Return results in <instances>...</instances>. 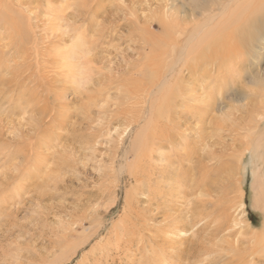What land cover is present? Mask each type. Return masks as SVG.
I'll list each match as a JSON object with an SVG mask.
<instances>
[{
    "label": "rangeland",
    "instance_id": "374dc122",
    "mask_svg": "<svg viewBox=\"0 0 264 264\" xmlns=\"http://www.w3.org/2000/svg\"><path fill=\"white\" fill-rule=\"evenodd\" d=\"M10 1L17 4V1L28 0ZM74 1L77 0H68V4ZM216 1L207 0V4L198 8L192 0H103L105 9H96L98 19L105 20L106 26L109 22L115 27L113 31L110 29L111 34L109 31L106 33L109 26H104V43L93 50V84L82 96L77 95L65 82L61 67L57 68V73L55 66L46 62L44 43L48 42L42 36L45 34L43 20L50 17L47 16L50 4L46 0L44 4L43 0L33 1L31 9L37 13V17L29 21L34 36L31 35L33 42L29 40L32 43L25 45L26 59L15 55L12 60L16 62L6 59L8 63L0 65V90L3 89L0 91V264H169V259L160 263L157 257H163L162 253L167 258L172 255L173 264L176 261V264H264V252L253 236L255 231L261 230L264 222V196L263 203L255 207L258 190L255 182L258 176L264 185V159L259 158L264 149V39L257 36L256 46L251 47L254 36L251 31L240 32L237 45H232L227 52L219 40L223 35H219L214 45L206 46V53L198 58V63L201 62L198 69L194 65L190 70L184 69L182 74L188 85L186 95L202 93L198 84L201 85L202 79L207 78L203 87L208 92H214L218 102L215 110L208 108L209 112L201 123L195 118H187L188 122L181 120L178 131L188 126L195 129L190 133V130L185 131V136L189 137H177L178 132L172 134V139H185L190 146H195L197 153L199 148L204 147L205 156L218 154L213 160H205L209 180L206 189H210L208 197L214 196L217 200V208L213 210V206L209 205L198 207V213L205 211L203 215L207 214V217L201 215L203 220L196 226H192L193 220L181 222L174 244L161 242L157 234V243H150L145 238L143 243H137L124 235L130 218L142 219L148 206V201H144L150 196L148 192H159V182L147 189L148 176L140 165L160 164L156 152L152 153L150 160L139 154L140 145L136 140L138 129L148 122L153 116L151 114L154 113V117L156 113L159 114L149 104L151 95L146 97L142 89L152 82L156 70L161 66L163 60L158 53L163 51L168 56L172 45H179L195 30L196 25L217 14L218 7L226 0ZM21 8L28 16L30 11L23 6ZM197 8L200 9L198 14ZM248 12H251L250 7ZM247 13L243 14L245 18L249 16ZM19 21L25 28L26 19ZM77 23L81 25V19ZM94 24V21L87 19L81 28L90 30ZM139 35L145 37L144 42L146 37L150 38L145 48L139 47ZM70 43L55 42L54 49L49 48L48 43V51L51 54L52 51L60 52ZM36 47L37 51L41 49L45 53L40 51L41 56L35 57ZM11 48L12 53L14 49ZM151 52L154 53L150 56ZM224 52L227 53L225 56L222 55ZM8 53L11 54L6 51ZM140 53H143L142 59L138 61ZM106 54L108 58H105ZM145 54L152 57L148 62L150 66L146 65L139 74H132L128 70L130 64L137 61L139 64L135 69H140L143 62L147 63ZM173 58L169 56L170 60ZM214 59L216 64L220 63L222 72L209 69ZM223 63L228 66L229 63L236 64L237 69L229 75L231 77H227L228 66L224 65V68ZM221 81L226 82L224 89L229 86L227 92L211 90L213 84ZM50 84L52 90L49 89ZM60 92L62 97L57 94ZM207 101L208 97H204L195 104H205ZM130 120L135 122L127 126ZM162 122L165 123L163 117ZM175 147L178 149L177 155L186 153L183 143ZM167 152L163 163L169 161L168 157L178 158L176 154L167 157ZM227 161L230 167L225 173L222 166ZM134 164L142 171H137L132 177ZM171 169L168 172L171 178L167 183L183 180L186 167L177 175ZM151 177L156 179L158 175ZM143 192L145 194L142 195ZM132 198H136V203H133L136 214H131L129 209ZM173 199L179 204V209L192 204L184 193L175 195ZM239 202L243 204L244 214ZM147 211L156 213V219L153 222L145 221V227H151L152 231L147 230L148 235L144 236L155 237L154 225L160 223L163 217L156 210ZM243 219L246 223L240 221ZM137 222L143 223V220ZM245 224L249 226L252 237L246 235ZM122 233L123 237L120 236ZM118 238L123 239L125 248L115 250L112 243Z\"/></svg>",
    "mask_w": 264,
    "mask_h": 264
},
{
    "label": "bare ground",
    "instance_id": "6f19581e",
    "mask_svg": "<svg viewBox=\"0 0 264 264\" xmlns=\"http://www.w3.org/2000/svg\"><path fill=\"white\" fill-rule=\"evenodd\" d=\"M33 1L34 0H28L27 2L17 1L16 2L17 4H12L10 0H0V49H2V50L4 49L6 51H9L10 53H11L10 47H12L14 49V52L11 53L12 55L9 53L6 54V51H4V50H3L4 51V53H3V51L0 50L1 51L0 52V65L6 64L7 61L10 62L15 57V55H16V57H19L23 60L26 59V56L24 53V52H26L25 45H27L28 42H31L29 40L33 39V38H31V35L34 36V34H32L33 32L30 30V26L32 24H30L31 22H29V21H30V19L37 17V13L33 12L31 9L32 8L31 4L33 3ZM46 1H47V3L50 4V5H48L49 8L47 11V14H48L47 16H50V17H47V19L43 20V31L45 32V34L42 36H43V39L45 41L47 40L50 47L48 46V43H46L44 41L45 42L44 44L46 45V47H44V51L47 52L45 54L46 55V57H45L46 62L48 64L49 63L53 64V66H55L56 72H57L58 67H61L60 70H62L59 52H54L51 50L53 53H57V54H53V53L51 54V52L48 51L49 48L54 49L53 45L55 42H58V41L71 42L72 37H74V36L86 37V34H87L88 37H86V38L89 40L90 44L92 45V50H95L97 47L101 46V44L104 43L105 39L103 38L104 37L103 34H105V31H106L105 27L109 26L106 33H108V31L110 32V29H112L113 26L115 27V24H113V23L109 24L108 21H106V22H108V25L106 26L104 24L105 23L104 19H103L104 21H102L101 19L100 20L98 19L99 15L97 14L96 9L98 8V9H100L99 11H101V9L104 8V5L102 4L103 0H77V1L71 2L69 4H68V0H46ZM192 1L194 2V3L192 2L193 4H195V3L197 4L196 7H198V6L201 7V6H204L205 4H207L206 3L207 0H192ZM40 2H38V3H40ZM218 2H220V1H218ZM43 4H44V0H43ZM233 5H234V7H233ZM22 6L24 8H26L27 11H30V13H29L23 9L25 12L29 13L28 16H26L25 13L21 10ZM249 7H250L251 12H252V13L250 12L251 14L249 12H248L249 14L247 13ZM19 8H21V9H19ZM246 8H247V10L245 11ZM37 9L39 10L40 8H37ZM191 9L192 8H190V11H191ZM199 10L200 9L197 10V14H198ZM200 12L202 14V11H200ZM185 13H186V11H185ZM245 13H247V16L249 15L246 18L243 16V14L246 15ZM92 14H94V16H92ZM23 18H25L27 23H28L27 24L25 22L27 24V25L25 24V28H23L22 24L19 23L20 22L19 20H21V21L25 20ZM79 19H81V25H82L83 21H86L87 19H91L92 22L93 21L95 22V24L93 27H91L90 30L88 28H84V27L82 29L81 25H77L78 24L77 20H79ZM46 26H48V27H46ZM244 30H245V32L251 31V34L254 33V36L252 38V44L250 42L251 47L253 45H254V47L256 46L255 42L257 40L256 39L257 36L262 37L264 39V0H226L225 3L221 4L218 7L217 14H214V16H209L203 23H200V25H196L195 30L193 32H191L190 35H188L186 37V39L183 38L184 40L180 41L179 45H176L177 43H175V45H172V48H170L171 52L169 53L168 56H166L167 54H165L163 51L158 53L159 57L163 61L161 63L160 68L157 67V69L158 68L159 69L156 70L155 75H154V79L152 78L153 80L150 84H148V86L145 85L146 87L142 89V93H144L146 97L151 95V97H150L151 103H149V104L153 108H155L156 111H158L160 115L157 114L155 111V113H156L155 117H154V113L151 114L153 116H151V117L149 116L150 119L148 120V122L145 125H143L140 129H138L139 134H138L136 140L139 142V145H140L139 154L145 155V158L150 160L152 157V153L156 152L157 157L159 158L158 160L160 161V164H155V165H151L150 163L144 164V165L140 164L141 168L146 171L147 176H148V178H147L148 183L146 184L147 189L151 188L152 184L159 182V186L157 187L159 192H155V190H154L153 192L150 193L145 189L148 192L147 195L149 196V194H150V196L148 197L147 200H144V201H148V206H147V208H145V211L143 212V214L141 216L142 219H139L137 217L134 220H132L129 217L130 219L129 220L127 219L129 221V223H127V224H129L127 226L128 228H125L126 229L124 232L125 234L122 233V234H120V236L123 237V234H124L128 237V239H130V241H137V243H139L140 241L143 243V241L145 239H148V241L150 243H152V241L154 243H157V240H158V239H156V234H157L160 237L161 242L164 243L165 241H168L169 243L174 244L177 241L176 236L178 235L176 233V231L178 230L177 228L180 227L181 222L184 221L186 223V222H188V220H190V221L193 220L192 226H196L199 222L201 223V221L203 220L202 219L203 217H207V214L203 215V213L205 211L198 213V211H197L198 207L205 208L206 205H209V206H213V210H215L217 208L218 204H216L217 200L213 198L214 196L211 195L212 198L208 197V191L210 189L209 190L206 189L207 186L209 185V183H208L209 180L207 179L208 177L206 175L208 166L205 163V160L207 158H209V160H211V159L213 160V159L217 158L218 154H216V153H215V155H213V154L207 155L206 154L207 156H205V154H203V153H205L204 147L199 148V151L197 153L196 151H194L195 146H190V143L184 141L185 139L184 140L180 139V141H177L178 139L177 140L172 139L173 138L172 134H176L178 132L177 137H180V138L186 137L185 131L190 130L189 131V133H190V132H193V130H195V129L192 130L191 129L192 127L188 126V128H186V129L184 128V130L178 131V129L180 128L179 125H180L181 120L182 119L187 120V118H189V119L195 118L198 121H200V123H201V121H204V119H205L204 117H205L207 111L209 112L208 108H210L211 110H215L214 106L218 103L215 99L216 98L215 93L214 92H208L203 87V83L205 82V80L208 81L207 78L205 80L202 79L201 85L198 84V87L200 90H202V93H200L199 95H196V96H194L193 94H190V93H188L189 95H186L188 85L185 84L187 81L183 80L184 77L182 74H184L183 73L184 69L190 70V68L194 65L196 66L195 68L198 69V66L200 65L199 63H201V62L198 63V58L206 53L205 52L206 46H208L209 44H213L214 40L219 35H223V37L219 38V40L222 41V45L225 47V50L227 52L231 48L232 45H237L236 40H239V39H237V38H239L238 35L240 32L242 33ZM112 31H113V29H112ZM222 31L224 33H221ZM244 34H246V33H244ZM137 36H138V34H137ZM245 37H244V39H247ZM39 38L42 39V37H40V35H39ZM144 38L145 37H142V35H139L138 40H137L139 42V45H140L139 47H141V48H145L146 44L149 43V41H150V38L146 37V41L144 42ZM250 38H251V36H250ZM242 39H243V37H242ZM241 41L243 42V40H241ZM32 42H33V40H32ZM34 42H36V41H34ZM59 43H61V42H59ZM246 44H247V41H246ZM35 46H37V45H35ZM219 46H220V44H219ZM247 46H248V44H247ZM20 48H21L22 54L21 53L18 54ZM115 48H117V47H115ZM241 48H243V47H241ZM37 49L38 48L36 47V56L35 57H40L41 56L40 53H42L44 51L39 49L40 51H42V52H40V51H37ZM208 49H210V48L208 47ZM28 50H29V47H28ZM30 50H29V52H30ZM100 50H102V49H100ZM114 50H117V49H114ZM167 51H169V50H167ZM120 52L121 51H119V53ZM212 52L215 53L214 51H212ZM226 52H224L222 55L225 56L227 54ZM230 52H232V51H230ZM234 52H236V51H234ZM153 53L151 52L150 56ZM31 54H32V52H31ZM140 54H141V57L139 58L138 61H141V59H142L143 53H140ZM207 54H209V53H207ZM5 55L7 57H5ZM27 56H30L29 53H27ZM106 56H107V54H106ZM138 56H139V54L137 55V57ZM169 56L175 57V58H173V60L172 59L170 60ZM215 56H217V55L215 54ZM105 58H108V56ZM146 58H147V60H146L147 63L145 64L143 62V65H141L140 69L139 68L135 69L137 64H139V63L137 61H134L133 63L130 62L131 64L129 63L130 67L128 70L132 74H136V73L139 74V72H141L142 69L146 65L150 66V64L148 62H151L152 57H149L148 55H146ZM156 58L158 59L157 54H156ZM203 58H205V57H203ZM6 59H7V61H6ZM96 59H97V57H96ZM212 59H213V57H212ZM3 60H4V63H3ZM229 60H230V58H229ZM12 61H14V60H12ZM214 61H215V59L213 60V63L211 61H209L210 64L212 63L211 66L209 64V66H210L209 69L214 70V71H219L220 70V65H219L220 63L216 64ZM14 62H16V60ZM14 62H13V64H14ZM37 62H38V59H37ZM41 62H43V61H41ZM11 63L9 65H11ZM57 64H59V65H57ZM229 64H230V66H228V64L223 63V66L224 65L226 67L228 66V68H226L224 66V68H226L228 72L225 69H223L227 72V74H228L227 77H231L229 75H231L232 72L235 69H237L236 64H232V63H229ZM21 65H22V63H21ZM201 69L203 70V68H201ZM220 72H222V71L220 70ZM61 75L65 76L64 73L63 74L61 73ZM64 76H63V78H64ZM152 77H153V75H152ZM230 80L232 81L231 78H230ZM66 81H67V79H65V82ZM262 81L264 82V80H262ZM216 83L211 86L212 87L211 90H219V91H221L220 93H225L229 90V88H228L229 86L224 89V87H225L224 85L226 84V82L221 81V82H219V84H216ZM139 85H140V83H139ZM48 86H49V83H48ZM134 86H137V85L134 83ZM51 88H52V86L50 84L49 89H51ZM189 88H190V86H189ZM2 90H0V91H2ZM159 93H161V94H159ZM57 94H59V96L62 97L61 92L57 93ZM79 95L82 96L83 94H79ZM87 95H88V97L90 96V94H87ZM135 95H137V94H135ZM139 95H141V94H139ZM57 96H56V98H57ZM204 97H208V101L205 104H203V103L199 104V105L195 104V102L197 100H199V99L201 100ZM136 99H138V98H136ZM213 99H215V100H213ZM3 101L1 100V102H3ZM184 108H187V110ZM157 115H159V116H157ZM162 117H163V121H165V123L162 122ZM183 117H185V118H183ZM188 121L189 120H187V122ZM133 122H135V120H133L132 122L130 120V122H129L130 124H128L127 126L132 125ZM200 129H201V127L199 128V130ZM39 130H41V129H39ZM196 135H197V133H196ZM187 137H189V136H187ZM198 138H200V137L198 136ZM178 143H180V144L183 143L185 145L186 150L184 152H186V153H184V154L181 153L182 155L176 154V150H178V149L175 146H177ZM194 144L196 145V143H194ZM192 148H193V150H192ZM166 149H168V152L166 151ZM27 151H28V149H27ZM166 152H167V157H168V155H171V154L175 155L176 154L178 158L175 159V157L172 158V156H171V157H168L169 161L167 160L168 161L167 163H163L162 159H164ZM194 152L196 153V155H194ZM259 153H260V151H259ZM256 154H257V152H256ZM259 155H258V157H259ZM259 158H260V160L264 159V149H263ZM165 159H167V158H165ZM219 159H220V157H219ZM225 161L226 160H224V162ZM134 165H136V166H135L134 172H131L132 177H134V175H136L137 171L141 170L138 167L139 163H138V166H137V164H134ZM185 167H186V169L184 171V176L182 177L183 180H179V179L177 180L176 179L175 181H172V183H170V184L167 183L168 181H170V178H171L169 173H168V172H171V170H172L171 168H173V170H174L173 173H175V175H177L178 172L182 168H185ZM222 167L224 169L223 171L225 173H228L230 163L227 161L225 163V165H223ZM120 169H121V167H120ZM123 169H124V166H123ZM179 173H181V172H179ZM154 174L158 175V177L156 179H151L152 175L155 176ZM139 182H140V180H139ZM255 183L258 184V190H257L256 196H255V207H258L260 203H263L262 200H263V196H264V185L262 184L261 180H259V176H258V179L256 178ZM216 184H218V183L216 182ZM221 184H223V182ZM141 188H143V187H141ZM179 193H184L185 198H186V196L189 197L190 198L189 201L192 202V204L190 203L189 206L185 209H182V207H181V209H179L180 208V206L178 207L179 204L177 203L176 200L173 199V197ZM209 193H210V191H209ZM143 194H145V193L143 192L142 195ZM221 194H223V192ZM203 197H205V198H203ZM134 201L136 203V198H132V200H131V205L129 207V209H131V211H132L131 214L135 213L134 212L135 208L133 206ZM137 202H138V200H137ZM236 205L238 207V204H236ZM219 206H221V204ZM227 206H225V207H227ZM239 208H241L242 214H244L245 212L243 210V204L241 202H239ZM149 209L150 210L151 209L156 210V212L158 214L161 212L160 215L163 217V220L160 221V223L155 224L154 229L152 228L153 230H155V237L150 235V237L147 236V238H146L145 236L147 234V230H151V227H145L146 226L145 221L147 220L146 222H149V221L153 222L156 219V213H147L148 212L147 210H149ZM172 210H174V211H172ZM129 212H130V210H129ZM201 215L203 216L202 218L200 217ZM195 218H198V219L195 220ZM245 219L240 220V221H242L243 223H246ZM140 220H143V223L137 222ZM234 221H235V225H237L236 219ZM187 224H189V223H187ZM245 225H246V228H245L246 235H248L250 229L248 228L249 226H247V224H245ZM211 230H213V229H211ZM144 234H145V236H144ZM194 234H196V233H194ZM254 234H253L254 239L257 241V244L261 247L262 251L264 252V222H263V226H262L261 230L255 231ZM240 235H242V234H240ZM251 235H250V237H252ZM137 236H140V237H137ZM167 238H168V240H167ZM123 244H124L123 239L121 240V238H118V239H116V242L112 243V245H113L112 247L115 250L123 249V248H125ZM171 244L169 246L175 247ZM179 246H181V245H179ZM128 248H129V246H128ZM170 249L175 250L173 248H170ZM71 252L69 254H71ZM161 255L163 257H161V256L157 257L159 259L160 263H163L166 261L168 262V259H169V261H170L169 264H173V262H172L173 257H172V255H170V253H169L170 256L168 258L165 257L164 253H162ZM66 258H67V256H66ZM152 259H156V258H152ZM69 260H71V259H69ZM176 262L174 264H176Z\"/></svg>",
    "mask_w": 264,
    "mask_h": 264
},
{
    "label": "clouds",
    "instance_id": "9594fccd",
    "mask_svg": "<svg viewBox=\"0 0 264 264\" xmlns=\"http://www.w3.org/2000/svg\"><path fill=\"white\" fill-rule=\"evenodd\" d=\"M62 70L69 86L79 95L86 93L93 84L94 52L89 40L84 36H74L71 43L59 52Z\"/></svg>",
    "mask_w": 264,
    "mask_h": 264
}]
</instances>
